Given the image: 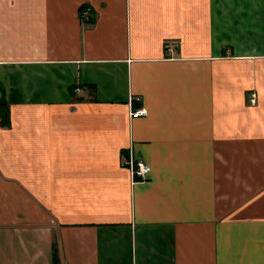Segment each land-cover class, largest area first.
Returning <instances> with one entry per match:
<instances>
[{
  "label": "crops",
  "instance_id": "0c3cea01",
  "mask_svg": "<svg viewBox=\"0 0 264 264\" xmlns=\"http://www.w3.org/2000/svg\"><path fill=\"white\" fill-rule=\"evenodd\" d=\"M0 105V264H264V0H0Z\"/></svg>",
  "mask_w": 264,
  "mask_h": 264
},
{
  "label": "built area",
  "instance_id": "2783aa9c",
  "mask_svg": "<svg viewBox=\"0 0 264 264\" xmlns=\"http://www.w3.org/2000/svg\"><path fill=\"white\" fill-rule=\"evenodd\" d=\"M90 16V10L87 9L84 14L82 15V17L85 19V20H89ZM253 103H255V100H253ZM147 114V111L146 109L142 108V109H139L137 111H135L133 114H132V117L133 118H137L139 116H145ZM129 164L134 167V164L135 166L137 167L135 170H133V175L140 178V180H146L148 174L150 173L151 171V168L149 165H147L146 163H144L143 161H140L138 163H134V161L132 162H129Z\"/></svg>",
  "mask_w": 264,
  "mask_h": 264
},
{
  "label": "trees",
  "instance_id": "16d2710c",
  "mask_svg": "<svg viewBox=\"0 0 264 264\" xmlns=\"http://www.w3.org/2000/svg\"><path fill=\"white\" fill-rule=\"evenodd\" d=\"M10 120L9 108L6 105H0V122H8ZM55 264H60L58 257Z\"/></svg>",
  "mask_w": 264,
  "mask_h": 264
}]
</instances>
